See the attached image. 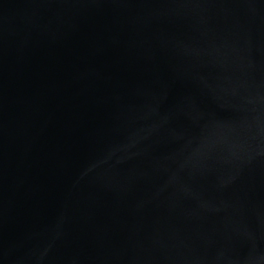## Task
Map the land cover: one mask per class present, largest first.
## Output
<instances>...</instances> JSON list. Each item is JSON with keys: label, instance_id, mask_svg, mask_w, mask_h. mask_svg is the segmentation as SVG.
<instances>
[{"label": "water", "instance_id": "1", "mask_svg": "<svg viewBox=\"0 0 264 264\" xmlns=\"http://www.w3.org/2000/svg\"><path fill=\"white\" fill-rule=\"evenodd\" d=\"M0 264H264V0H0Z\"/></svg>", "mask_w": 264, "mask_h": 264}]
</instances>
